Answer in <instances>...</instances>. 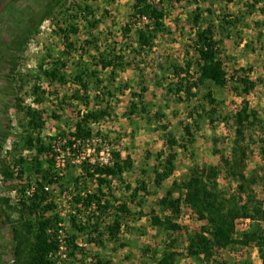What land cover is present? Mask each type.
Segmentation results:
<instances>
[{"label":"rangeland","instance_id":"1","mask_svg":"<svg viewBox=\"0 0 264 264\" xmlns=\"http://www.w3.org/2000/svg\"><path fill=\"white\" fill-rule=\"evenodd\" d=\"M81 1L92 5L94 18L99 22L91 35L84 32L82 22H79L77 34L71 36L76 49L68 57L67 70L62 71L67 78L64 82L49 85L39 70L42 58L46 53L56 59L65 57V43L55 32L52 21L43 20L19 53L14 51L16 41L13 38L17 21L29 19L31 13L40 9L46 0H0V134L8 129L7 138L0 147V264H23L27 255V240L31 239L22 226L24 221L19 199L23 198L24 185L38 178L31 160L37 157L41 167H45L47 154L38 153L36 149H26L24 145L27 134L39 136L46 143L59 132L70 131L74 127L78 113L84 111L86 106L83 99L72 98L75 89H81V96L84 90L72 84L68 77V73L73 70L71 62H91L95 58V48L87 40L102 46L116 41L117 47L124 42L121 27L130 20L135 2ZM156 3L164 11L167 32L159 36L154 47L144 55L134 56L127 52L125 61L128 65L125 69L118 68L115 71L113 85L109 77L110 70L99 73V77L104 80L103 85H109L111 89L120 85L122 90L116 91L115 96L110 98V115L91 124L93 133L98 140L105 139V143H112V149L121 152V160L131 163V167L125 168L120 179L112 180L111 190H103L105 200H108L111 207L101 216L100 243L88 242L86 232L77 233L71 227L67 217L71 210L67 198L54 194L63 235L75 234V241L84 253L74 259L67 256L69 249L65 245L61 255L63 264H156L161 251L168 245L176 253L174 264H209L203 259L188 257L185 250L188 234L199 231L205 221L199 220L192 209L184 207L179 216L173 217V221L181 228L179 231L155 227L151 224V216H162L164 213L170 215L169 211L161 210L159 199L165 196L175 181L185 178L190 168L204 169L210 165L219 170L217 182L220 189L236 195L237 179L226 171L218 156L213 154V149L214 139H217L216 147L229 157L237 129L241 130V143L246 148L245 174L261 175L264 166L263 146L259 141L264 137L262 128L258 122H239L236 113L243 106V101H247L249 109L257 113L264 126V0H156ZM196 9L202 13L201 25L213 22L216 26V39L222 49L225 70L229 77L234 78H230L224 87H217L212 81L206 80L192 90L190 97L181 94L184 100L178 102L167 89L173 81L168 67L170 61H176L180 66L188 68L190 73L195 69L196 55L191 48V39L196 26L188 21V17ZM222 19L234 21V24L226 25ZM135 39L133 31L129 40L135 42ZM9 63L14 66L13 72H9ZM158 63L163 64L164 70H159ZM240 75L249 76L256 82L255 88L248 95H239L233 90L239 87L236 78ZM36 77H40V80ZM34 84L40 87L37 93L43 96L42 102L34 100L37 95L33 91ZM142 84L147 87L144 92L146 112L142 111L137 99L135 103L138 107L134 109L131 105L132 93L139 92ZM98 89L94 80L90 79L87 91L91 100L90 107L94 105L92 100ZM207 91L213 93L219 101L218 105L212 106L204 97ZM13 95L19 100L12 101ZM17 102L21 107L29 106L40 111L44 120L43 128L31 132L24 111L15 106ZM212 108H215V112L210 114ZM156 113H160L161 118L157 119ZM185 126L193 134L192 142L187 140ZM167 135L184 143L185 148L177 145L174 147L177 153L175 170L158 187L154 184V170L157 167L155 157L160 150L168 151ZM106 151L103 149L101 158H106ZM62 157L65 159L64 167L56 168L65 173L73 171L76 175L78 169L67 166L69 163L75 165V159L66 155ZM20 158L23 160L18 162ZM4 166L14 171L13 177L4 178L1 173ZM20 169L23 171L21 177ZM141 183L146 190L139 191L136 198H131V189ZM128 185L131 189H128ZM56 188V185L51 186V192L54 193ZM253 190L263 211L262 217H248V221L237 218L231 235L234 242L227 248L215 249L214 261L261 264L254 241L245 237L264 227V184L256 182ZM177 196L178 192L174 191L173 197ZM120 205L126 207V212L117 210ZM115 214L119 215L121 226L119 232L111 238L105 225L112 221ZM23 215L26 219L35 217L34 213L26 212ZM19 242L23 252L18 260L15 248Z\"/></svg>","mask_w":264,"mask_h":264},{"label":"trees","instance_id":"2","mask_svg":"<svg viewBox=\"0 0 264 264\" xmlns=\"http://www.w3.org/2000/svg\"><path fill=\"white\" fill-rule=\"evenodd\" d=\"M158 1L161 2V0ZM225 1L231 2L232 0ZM132 9L130 20L121 27L124 42L117 47L116 41L102 46L87 40V43L95 48V58L91 62H71L73 70L68 73V77L72 84L78 85L84 90V95L81 96L79 95L81 89H75L72 98L83 99L86 106L84 111L78 113V121L74 127L70 131L59 132L46 143L39 136L33 137L31 133L27 134L24 147L28 150L36 149L38 153L45 152L47 157L45 167H41V161L37 157L31 160L32 168L38 176L34 180L36 187L31 197L27 198L23 193L21 195L23 198L19 199L22 205L21 216L24 221L22 226L26 235L31 236V239L27 240L28 249L23 264H63L60 240H63L66 248L69 249L67 256L75 259L77 255L84 254L81 246L75 241V234L67 236L64 233L63 235L64 230L59 225L55 209V193L67 198V203L71 209L67 217L71 227L77 233L86 232L87 240L90 243L102 241L99 233L101 216L104 215L108 207H111L108 200H105L103 190L105 188L111 190L112 180L120 179L125 168L131 167V163L121 160V152L114 149L109 151V157L101 159V150L106 149L107 146L113 147V145L110 142L105 143V139L98 140L96 134L93 133L91 124L98 123L110 115V98L115 96L116 91L121 92L122 89L120 85L115 86V89H111L109 85H103L104 80L99 77V73L110 70L109 77L113 85L115 71L118 68L125 69L128 65L125 61L127 52L134 56L144 55L154 47L158 37L167 32L164 11L156 3V0H135ZM92 17L93 19H90ZM45 19L52 21L55 32L65 43V57L63 59L53 58L46 53L39 66V70L47 83L53 85L55 82H64L67 78L66 75L62 74V71L67 70L68 57L76 49L74 42L71 41V36L77 34L79 22H82L84 32L91 35V31L96 27L99 20L94 18L93 7L87 1L46 0L40 9L31 13L29 19L23 18L17 21L16 28L13 30V38L16 41L15 53L24 49L26 41L37 31ZM202 20V13L199 9L193 11L188 17V21L196 26L191 39V48L196 55L194 71L190 73L188 68L180 66L176 61L169 62L168 69L173 76V81L167 89L178 102L184 100L181 94L190 97L192 90L197 89L206 80L212 81L217 87H224L230 78H234L229 77L225 70L222 49L216 39V26L213 22L201 25ZM222 22L226 25L234 24V21L228 19H222ZM133 31L136 39L135 42H130V34ZM157 66L159 70H164L162 63H158ZM10 67L9 72H13L14 66L11 65ZM36 78L40 80V77ZM90 79L94 80L95 85L99 87L93 97L94 105L92 107L89 105L91 100L87 94ZM236 82L239 87H235L233 90L239 95H248L256 86V82L249 76L240 75L236 78ZM100 86L102 87L100 88ZM39 89V85L34 84L33 91L37 94L34 100L37 103L43 100V96L37 93ZM146 90L147 87L142 84L139 92L132 93L131 105L134 109L138 107L135 103V99H137L142 111L146 112L147 107L144 100ZM106 96L109 99H106ZM204 97L212 106L219 103L211 91H207ZM13 100L18 101L19 99L13 95ZM15 106L24 111L27 127L31 132L43 128L44 120L40 111L29 106L21 107L19 102L15 103ZM213 112H215V108L210 109V114ZM155 116L159 119L162 115L156 113ZM51 117L57 118L56 115H51ZM236 117L241 123L258 122L264 134V126L261 120L254 110L249 109L247 101H243V106L236 113ZM184 131L187 140L192 142L193 134L190 132V128L185 126ZM240 132L241 130L237 129V136L232 141L229 157L216 147L217 139H214L213 149V154L218 156L226 171L237 179L236 195L228 194L220 189L217 182L219 170L216 166L210 165L204 169L190 168L188 175L181 181H175L173 187L168 189L165 196L158 201L161 210L169 211L170 215L164 213L162 216H151L152 225L172 232L181 229L173 221V217L179 216L184 207L192 209L199 220L205 221V225L199 231L189 233L187 236L185 250L187 256L192 259H203L209 264H231L225 260L214 261V250L227 248L234 242L231 235L234 221L237 218L262 217L263 211L257 203L253 185L258 181L264 184V166L259 176H247L245 174L247 154L246 148L241 143L243 137ZM7 135L8 129L1 132L0 147ZM259 141L263 146L262 152L264 154V137H261ZM176 145L185 148L184 143H179L174 137L167 135L168 151L160 150L156 154L157 167L154 170V184L158 187L175 170L177 153L174 147ZM54 148H58L60 151L69 149V156L75 159L76 163L75 165L69 163L67 166L68 168H77L78 173L76 175L73 171L65 173L56 168L54 156L58 152H55ZM22 160L20 158L18 162ZM1 173L5 179H9L15 174L9 166H4ZM22 173L23 171L20 169V177ZM29 182L31 180L24 185L22 192ZM46 185H56L57 188L54 189L56 191L54 193L45 191ZM128 189H131L130 185H128ZM141 190H146L143 183L131 189V198H136ZM174 191L178 192L177 197H173ZM5 201L7 202V199ZM117 210L126 212V207L120 205ZM26 212L34 213L35 217L26 219L23 215ZM95 212L98 214L95 215ZM120 226V217L115 214L112 221L105 225V228L110 237L114 238L115 234L119 232ZM245 237L254 241L261 258V264H264V227L258 228ZM22 252L21 242H19L15 248V256L18 260ZM175 255L176 253L168 245L161 251L156 264H174Z\"/></svg>","mask_w":264,"mask_h":264},{"label":"built area","instance_id":"3","mask_svg":"<svg viewBox=\"0 0 264 264\" xmlns=\"http://www.w3.org/2000/svg\"><path fill=\"white\" fill-rule=\"evenodd\" d=\"M113 147H107L106 148V157H109V151L110 150H113L112 149ZM54 151L56 152H58V153H56L55 154V156H54V158H55V165H56V167H64V163H65V159L62 157L63 155H66V156H69V149L68 148H66L65 149V151H60L58 148H54ZM88 151H90V150H88ZM103 153V150H101V152H100V154H102ZM102 159V158H101ZM35 187H36V184L34 183V181H31V182H29L26 186H25V188H24V191H23V193H24V195H25V197H31L32 196V193H33V191L35 190ZM44 189H45V191H48V192H51V186H48V185H46L45 187H44ZM244 221H248V219L246 218V219H244ZM61 241V245H60V250H61V252H63V249H64V246H65V243H64V241L63 240H60Z\"/></svg>","mask_w":264,"mask_h":264}]
</instances>
